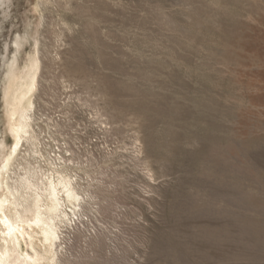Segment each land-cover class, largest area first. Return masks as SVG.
I'll return each instance as SVG.
<instances>
[{
    "label": "rangeland",
    "instance_id": "rangeland-1",
    "mask_svg": "<svg viewBox=\"0 0 264 264\" xmlns=\"http://www.w3.org/2000/svg\"><path fill=\"white\" fill-rule=\"evenodd\" d=\"M34 36L32 158L86 195L59 264H264V0H0L8 143Z\"/></svg>",
    "mask_w": 264,
    "mask_h": 264
},
{
    "label": "bare ground",
    "instance_id": "bare-ground-1",
    "mask_svg": "<svg viewBox=\"0 0 264 264\" xmlns=\"http://www.w3.org/2000/svg\"><path fill=\"white\" fill-rule=\"evenodd\" d=\"M15 43L3 90L5 132L12 141L0 139V264H59L64 227L76 222L72 215L86 195L65 169L48 172L34 163V96L42 62L35 36L22 64L17 55L22 43L19 38Z\"/></svg>",
    "mask_w": 264,
    "mask_h": 264
}]
</instances>
